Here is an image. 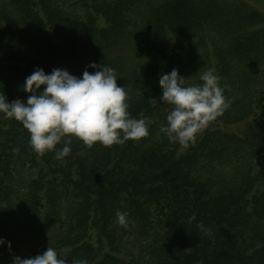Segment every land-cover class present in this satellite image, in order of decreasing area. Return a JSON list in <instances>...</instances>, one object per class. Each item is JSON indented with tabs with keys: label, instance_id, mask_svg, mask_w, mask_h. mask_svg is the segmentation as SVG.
Segmentation results:
<instances>
[{
	"label": "trees",
	"instance_id": "16d2710c",
	"mask_svg": "<svg viewBox=\"0 0 264 264\" xmlns=\"http://www.w3.org/2000/svg\"><path fill=\"white\" fill-rule=\"evenodd\" d=\"M92 63L115 69L149 135L90 149L73 138L56 159L0 113V264L47 247L68 264H264V0H0L9 103H26L36 68L81 78ZM173 68L185 86L208 69L229 85L230 107L187 148L159 131Z\"/></svg>",
	"mask_w": 264,
	"mask_h": 264
},
{
	"label": "clouds",
	"instance_id": "9594fccd",
	"mask_svg": "<svg viewBox=\"0 0 264 264\" xmlns=\"http://www.w3.org/2000/svg\"><path fill=\"white\" fill-rule=\"evenodd\" d=\"M87 67L98 70L90 73ZM87 67L81 78L65 69L57 68L45 74L42 68H36L22 85L23 91L30 93L26 103L20 99L9 103L5 95L0 94V113L5 119H14L23 125L29 133V144L37 154L54 151L55 158L62 159L70 154L73 138L90 149L97 143L111 147L130 139L139 141L149 135V125L153 121L142 114L139 119L130 117L128 93L117 85L115 69L95 63ZM199 79L201 84L185 86V77L175 68L159 78L160 99L172 106L166 115V125H161L159 131L170 143L184 148L194 144L197 134L222 116L231 104L223 94L229 85L221 86V77L215 69L206 70ZM61 142L62 149L56 150ZM115 215L117 224L127 229V213L117 210ZM194 219L195 216L190 217V221ZM198 228L203 229V224ZM5 243L10 249V242L0 238V244ZM66 257L47 247L32 258L14 256L12 264H68ZM71 264L88 262L74 259Z\"/></svg>",
	"mask_w": 264,
	"mask_h": 264
}]
</instances>
